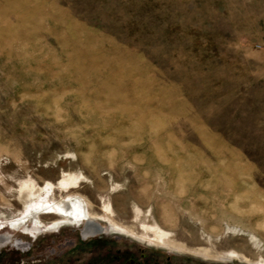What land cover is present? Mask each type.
I'll return each mask as SVG.
<instances>
[{"label":"rangeland","instance_id":"374dc122","mask_svg":"<svg viewBox=\"0 0 264 264\" xmlns=\"http://www.w3.org/2000/svg\"><path fill=\"white\" fill-rule=\"evenodd\" d=\"M75 198L115 233L49 234ZM0 225V264H264V0H0Z\"/></svg>","mask_w":264,"mask_h":264},{"label":"flooded vegetation","instance_id":"af4514ba","mask_svg":"<svg viewBox=\"0 0 264 264\" xmlns=\"http://www.w3.org/2000/svg\"><path fill=\"white\" fill-rule=\"evenodd\" d=\"M58 221V220H57ZM87 218L82 219L81 221H71L69 222H63L60 223L58 226H55V223H53L52 227H48L45 230H48L49 234H56L58 230H62L64 227L60 228L62 225H68L78 228L81 233L80 237L84 241H88L90 239H95L96 237L102 235V234H110L115 233L112 231V229H109L108 227L104 226L100 223V225L103 227L99 229L96 225H92L89 222ZM78 224H81L78 226ZM0 236L3 237L2 241L0 242V245L4 244L3 247H7L8 245H11L16 250H20L23 252H29V244L28 241L20 240H11V237L8 232H5V228H1ZM5 232V233H4ZM29 233L35 236L43 235V230L40 232L32 233L29 230ZM118 234V233H117ZM47 235V234H46ZM200 257H204L207 261H195V262H189L185 258H179L178 256L172 254L171 251H165V253H158L153 249H146V248H138V247H129L125 249H110L107 250V253H103V250H101L100 253H92L90 257L87 259L84 264H237V263H231V261L236 257H232L231 259L222 260L217 258V255L215 258H211L209 256H204L201 254H197ZM237 259V258H236ZM246 263V262H245Z\"/></svg>","mask_w":264,"mask_h":264},{"label":"bare ground","instance_id":"6f19581e","mask_svg":"<svg viewBox=\"0 0 264 264\" xmlns=\"http://www.w3.org/2000/svg\"><path fill=\"white\" fill-rule=\"evenodd\" d=\"M62 184L64 186H69V187H76V180H74V178H71V177H67V178H64L63 181H62ZM28 195H29V192H28ZM35 194H32V196H34ZM32 198L33 197H29L27 198L25 201L27 203H30L32 201ZM62 209L60 210L62 213L65 214V216L71 220V221H81L82 219L84 218H87L88 220H90V224L92 225H96L99 229L103 228L99 222H97L94 218L93 215H90L88 213H86L85 209H84V205L83 203L81 202L80 199H70L68 202H63L62 205H61ZM36 210V209H35ZM34 210H31V214H35L36 211ZM24 221V219H17L16 221L12 222L11 225L12 226H17L19 224H22V222ZM32 233H36V231L34 230H30ZM3 237L0 236V242L2 241ZM226 257V256H224ZM223 257V258H224Z\"/></svg>","mask_w":264,"mask_h":264}]
</instances>
